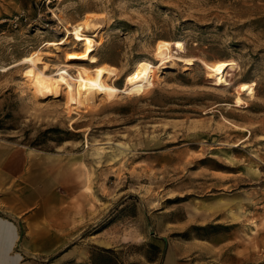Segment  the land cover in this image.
Masks as SVG:
<instances>
[{"label": "rangeland", "instance_id": "rangeland-1", "mask_svg": "<svg viewBox=\"0 0 264 264\" xmlns=\"http://www.w3.org/2000/svg\"><path fill=\"white\" fill-rule=\"evenodd\" d=\"M89 13L85 63L117 86L176 61L140 96L80 107L26 65L1 71L36 51L57 73L83 47L48 43ZM26 17L0 25V217L22 264H264V0H51ZM24 187L26 212L4 195Z\"/></svg>", "mask_w": 264, "mask_h": 264}, {"label": "bare ground", "instance_id": "bare-ground-1", "mask_svg": "<svg viewBox=\"0 0 264 264\" xmlns=\"http://www.w3.org/2000/svg\"><path fill=\"white\" fill-rule=\"evenodd\" d=\"M98 17L89 13L84 15L81 21L74 25L62 26L66 38L48 43V47L61 45L67 42V37L71 35L83 47L80 52L70 51L65 56L62 69H59L57 73H52L49 70V66L42 60L41 52L36 51L16 61L17 63L8 68L1 69V71H6L17 65H26L27 68L31 69L34 76V84L41 95L64 91L66 102L69 106L73 104L80 107L89 103L92 105L95 102L94 99L96 100L100 95L112 102L121 94L128 97L137 93L139 96L144 94L150 87L155 85L158 71L166 68L168 63L174 64L176 60L170 57H162L157 62L148 59L140 60L135 68L124 76L123 87L117 86L114 82V79L117 78V72L114 68L108 65L99 68L95 66L89 67L85 63L86 60L88 62L94 61V55L92 54L95 49L94 40L86 32L91 27V21ZM72 70L76 73L74 77L71 75ZM112 78L114 79L112 80Z\"/></svg>", "mask_w": 264, "mask_h": 264}, {"label": "crops", "instance_id": "crops-1", "mask_svg": "<svg viewBox=\"0 0 264 264\" xmlns=\"http://www.w3.org/2000/svg\"><path fill=\"white\" fill-rule=\"evenodd\" d=\"M43 1L45 0H0V7L2 13L11 14L14 12H23L29 17H32L37 11L43 9ZM30 171L28 169L24 170L22 176V181L24 183L30 182V177L28 176ZM6 177L0 175V185L4 184ZM26 185V184H25ZM5 198L11 202L19 201L21 206H26L23 208V212H26L30 207L31 200H29V195L26 193L25 187L23 190H14L4 193ZM42 209V208H41ZM40 210H36L39 212ZM42 212V211H40ZM32 216V214L27 215ZM18 237L17 226L14 222L0 217V264H22L20 260V255L13 253L12 249L15 245Z\"/></svg>", "mask_w": 264, "mask_h": 264}, {"label": "built area", "instance_id": "built-area-1", "mask_svg": "<svg viewBox=\"0 0 264 264\" xmlns=\"http://www.w3.org/2000/svg\"><path fill=\"white\" fill-rule=\"evenodd\" d=\"M45 1L48 2L49 0H45ZM26 20H27V17H26V15H24L23 12H14L11 14L2 13L1 7H0V25L1 24H7L8 26H10L12 28H18L23 23H25Z\"/></svg>", "mask_w": 264, "mask_h": 264}]
</instances>
